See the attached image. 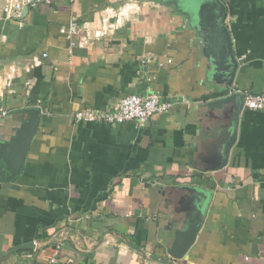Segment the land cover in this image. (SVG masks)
<instances>
[{"label":"crops","instance_id":"crops-1","mask_svg":"<svg viewBox=\"0 0 264 264\" xmlns=\"http://www.w3.org/2000/svg\"><path fill=\"white\" fill-rule=\"evenodd\" d=\"M218 1L236 68L213 0H55L0 21V148L40 110L21 172L0 156V264H264V111L229 99L264 90V0ZM148 92L172 109L74 119Z\"/></svg>","mask_w":264,"mask_h":264},{"label":"built area","instance_id":"built-area-1","mask_svg":"<svg viewBox=\"0 0 264 264\" xmlns=\"http://www.w3.org/2000/svg\"><path fill=\"white\" fill-rule=\"evenodd\" d=\"M55 0H0V21L16 19L24 9H34L41 5L51 4ZM78 25L69 24L62 28L61 32L72 38L78 33ZM100 33L97 35H102ZM71 46L76 43L71 41ZM173 107L169 100L162 99L156 92L146 94H131L123 97L119 102L112 104L104 110L82 109L74 114L75 121H86L93 123H104L109 125L122 124L135 121L139 124L145 123L154 115L166 114ZM243 107L252 111H264V90L260 94H244ZM6 111L0 110V116H5ZM57 251V250H56ZM54 263V259L50 260ZM140 264H159L144 260Z\"/></svg>","mask_w":264,"mask_h":264},{"label":"water","instance_id":"water-1","mask_svg":"<svg viewBox=\"0 0 264 264\" xmlns=\"http://www.w3.org/2000/svg\"><path fill=\"white\" fill-rule=\"evenodd\" d=\"M213 1L216 4H218L220 11L218 12L219 17H217V18L210 17L209 18V24H210L209 27L212 29V31L214 33L217 32L221 35V37L224 41L225 50L228 53L229 60H231L234 68H236L237 62H236V60L233 56V53H232L229 33L227 31L226 26L222 24L224 13L222 14L221 10H224V6L218 0H213ZM229 99L230 100L239 99L240 100V106L239 107H243L244 94H240V93L239 94L238 93L232 94V96H230ZM28 114H30V119H29L28 123L24 125V127L21 129V131H19L15 135L14 138H12L11 144H7V145L3 146L2 148H0V156L1 155L6 156L5 155L6 150H8V154L13 153L12 156H15L13 159H11V158L7 159V157H6V160H7L9 167H11L10 168L11 173L14 176L19 174L22 170L26 152L29 148L31 139H32L33 135L35 134V131H36L39 119H40V110H37V109L28 110ZM11 148H14V150L12 151ZM188 239L191 240V238H188ZM32 245L33 244L17 246L9 252L8 256L12 255L13 253H15L21 249L32 248L33 247ZM162 264H168V263L162 262Z\"/></svg>","mask_w":264,"mask_h":264}]
</instances>
